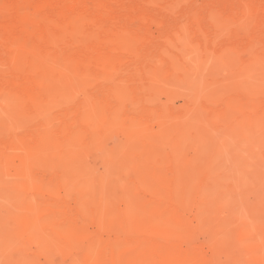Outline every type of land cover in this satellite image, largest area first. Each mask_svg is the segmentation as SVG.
I'll list each match as a JSON object with an SVG mask.
<instances>
[{"label":"rangeland","instance_id":"374dc122","mask_svg":"<svg viewBox=\"0 0 264 264\" xmlns=\"http://www.w3.org/2000/svg\"><path fill=\"white\" fill-rule=\"evenodd\" d=\"M40 1L0 0V264H264V0Z\"/></svg>","mask_w":264,"mask_h":264},{"label":"bare ground","instance_id":"6f19581e","mask_svg":"<svg viewBox=\"0 0 264 264\" xmlns=\"http://www.w3.org/2000/svg\"><path fill=\"white\" fill-rule=\"evenodd\" d=\"M42 1V0H41ZM40 1V2H41ZM54 1V4L56 2V6H60L62 8L63 13H68V12H76L79 15H90L92 20H97V21H102L104 19L107 18L108 16V10H112V9H108L105 6V2L104 0H51ZM62 1V2H61ZM110 1V0H109ZM43 2V1H42ZM37 3V2H36ZM30 4V3H29ZM40 4V3H37ZM42 4V3H41ZM47 4V3H46ZM59 4V5H58ZM53 5V3H52ZM114 5V4H113ZM40 6V5H39ZM47 6V5H46ZM43 6V7H46ZM32 7V6H31ZM41 7V6H40ZM33 8V7H32ZM51 8V7H50ZM54 9V8H53ZM112 12V11H111ZM110 13V12H109ZM40 14V13H39ZM38 15V14H37ZM46 15V14H44ZM113 15V14H112ZM40 16V15H38ZM47 16V15H46ZM60 16V15H58ZM65 17V16H64ZM81 17V16H80ZM83 17V16H82ZM85 17V16H84ZM47 18V17H45ZM50 18V17H49ZM61 17H59L60 19ZM58 19V18H57ZM58 19V20H59ZM65 19V18H63ZM90 19V20H91ZM43 20V19H42ZM41 20V21H42ZM54 20V19H52ZM61 20V19H60ZM39 21V19H38ZM45 21V20H44ZM110 21V20H109ZM56 22V21H55ZM91 22V21H90ZM112 22V21H111ZM41 23V22H39ZM60 23V22H59ZM113 23V22H112ZM49 26H53V25H49ZM47 26V27H49ZM95 26V25H93ZM44 27V25H43ZM54 27V26H53ZM39 28V27H38ZM97 28V27H96ZM41 29V28H40ZM46 31V29H44ZM48 31V30H47ZM46 33V32H44ZM105 34V32H104ZM47 35V34H46ZM106 36V35H105ZM92 49V48H91ZM124 50V48H122ZM215 89V88H214ZM246 113V112H245ZM242 175V174H241ZM182 205V204H181ZM247 244V243H246Z\"/></svg>","mask_w":264,"mask_h":264}]
</instances>
